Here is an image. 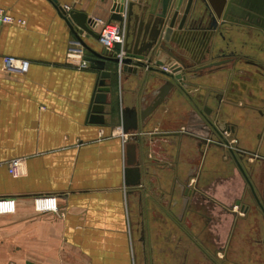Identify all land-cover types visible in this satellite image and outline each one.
Masks as SVG:
<instances>
[{"label":"crops","instance_id":"0c3cea01","mask_svg":"<svg viewBox=\"0 0 264 264\" xmlns=\"http://www.w3.org/2000/svg\"><path fill=\"white\" fill-rule=\"evenodd\" d=\"M149 1L136 3L133 13ZM114 4L0 0V10L12 18L0 24V200L16 203L15 214L3 216L1 228L3 234H20L9 237L6 252L42 256L35 264H243L227 253L231 234L220 262L219 241L212 235L217 237L219 211L231 223L239 220L236 209L249 213L248 183L191 105H205L210 96L215 123L264 206V103L257 102L264 101V77L240 66L191 80L189 98L172 92L144 127L124 135L122 109L147 106L144 99L153 98L164 77L121 74L118 67L107 81L104 124L90 123L98 73L80 66L87 53L56 7L75 5L102 24ZM188 20V35L171 47L177 62L192 68L230 37L203 0L193 4ZM86 44L102 48L92 39ZM7 56L28 61V72L6 73L2 59ZM237 79L247 87L236 86ZM15 159L23 160L22 177L8 171ZM136 169L141 184L132 187ZM39 197L56 198L57 211L36 213L33 200Z\"/></svg>","mask_w":264,"mask_h":264},{"label":"water","instance_id":"95a60500","mask_svg":"<svg viewBox=\"0 0 264 264\" xmlns=\"http://www.w3.org/2000/svg\"><path fill=\"white\" fill-rule=\"evenodd\" d=\"M198 0H151L144 7H139L140 13L134 14L133 8L136 4L122 5V1L115 0L111 8V14L107 22H117L124 26V57L118 58L117 53L108 52L101 48L94 50L90 48L86 41L92 39L99 40L97 30L100 24L97 20L88 16L83 11L76 10L75 5L68 10L56 7L58 16L63 20L69 33L76 42L86 51L87 56L84 61L91 70L98 73L96 93L90 107L89 122L93 124H104V111L108 107L107 95L111 92L110 81L119 67V73H127L138 77L142 73L156 74L164 79L161 80L153 92L152 101L145 107L136 109H122L121 130L124 135L136 133L156 109L163 104L171 90L176 87L172 81L181 82V69L186 70V66L178 67L177 58L171 45L179 43L185 35L189 14L193 4ZM220 20V15L239 13H250L254 16L264 17V0H203ZM138 7V6H137ZM225 17V16H224ZM224 21V19H222ZM223 24V23H221ZM215 24V29H217ZM211 35V33H208ZM166 68L167 71L163 70ZM146 80V79H145ZM145 82V81H144ZM143 101V99H142ZM144 102V101H143ZM214 134L218 137L217 146L227 148L228 154L235 162L237 168L248 183L250 193L264 217V206L260 203L251 183L249 182L243 167L235 157V153L230 149L228 142L223 138L222 131L214 126H210ZM132 140H137V136H130ZM127 172V171H126ZM141 175L138 169L134 170V179L131 186L136 187L141 184ZM186 196L191 192L187 190Z\"/></svg>","mask_w":264,"mask_h":264},{"label":"flooded vegetation","instance_id":"af4514ba","mask_svg":"<svg viewBox=\"0 0 264 264\" xmlns=\"http://www.w3.org/2000/svg\"><path fill=\"white\" fill-rule=\"evenodd\" d=\"M140 1L141 0L138 2ZM222 19H224V21ZM220 22L223 23L222 26L227 28L228 35L234 40V42H230L229 38L228 41L225 42V46L222 49L216 50L215 48L212 56L208 57V59L197 63L192 68L187 67L186 70L181 69V82L177 83L172 81L176 84V87L171 90L167 98L172 92L176 91L182 92L187 98H189L187 95V89L190 86L189 83L191 80L204 78L208 75L215 74L218 71L225 70V68L232 71L243 66L247 69H252V72L258 76L264 77V17L254 16L250 13L243 14L234 12V14L229 15H224L222 13L220 15ZM178 67L181 68L182 65L178 63ZM164 80L169 79L165 78ZM152 99L149 97L145 98L143 103L149 104ZM216 99L220 100L221 97L216 96ZM205 100V105L203 104L200 106L196 103H192L191 106L197 117V121L203 126L209 128L213 137L215 136L218 138L210 128V126L218 128V124L215 123L216 115L213 113L212 107L208 105V101L211 100L210 96H205ZM235 157L240 163L237 155H235ZM246 177L248 178L247 175Z\"/></svg>","mask_w":264,"mask_h":264},{"label":"rangeland","instance_id":"374dc122","mask_svg":"<svg viewBox=\"0 0 264 264\" xmlns=\"http://www.w3.org/2000/svg\"><path fill=\"white\" fill-rule=\"evenodd\" d=\"M252 71V69H246ZM235 81L236 86L247 87L248 84H245L244 80L241 81L237 79ZM264 84V83H263ZM236 93L238 91L234 89ZM241 95H235L234 97H240ZM257 99H253L256 101ZM261 100V101H260ZM261 104L264 103L262 99H258L257 102ZM13 161V160H12ZM11 162V161H10ZM9 162V163H10ZM8 163V165H9ZM240 186V185H239ZM248 189L244 191V200L246 204L250 205L249 213L241 215L240 208L236 209V215L238 214L239 220H234V223L230 222V218L224 215L219 211L218 217L214 221V231L216 235H212L213 238H217L219 241V260L224 258L225 254L222 252V247L225 245L224 240L227 234H231V243L227 249V253L231 260L239 261L243 264H248L249 261H258L257 264H264V217L260 212L259 208L252 202ZM35 200H33V208L36 213H45L39 212L35 207ZM15 201V200H14ZM16 212V203L15 211L12 214H3L0 213V264H35L36 260L41 261L42 256L35 255H14L10 252H6V241L9 240L10 236L17 237L20 234H3L1 226L3 225L2 217L3 216H12ZM245 217V218H244ZM243 219V220H242ZM210 235V234H209ZM8 236V237H7ZM224 248V249H225Z\"/></svg>","mask_w":264,"mask_h":264},{"label":"built area","instance_id":"2783aa9c","mask_svg":"<svg viewBox=\"0 0 264 264\" xmlns=\"http://www.w3.org/2000/svg\"><path fill=\"white\" fill-rule=\"evenodd\" d=\"M122 5L126 7L128 4H135L139 0H120ZM12 18L5 12L0 10V24H10ZM99 44L108 52L117 53L118 58L124 57V26L117 22H109L100 24ZM3 70L8 74L25 75L29 69V62L13 57H4L2 59ZM82 68L87 67V63L83 60ZM163 70L167 71L166 68ZM8 171L13 177H22L25 174L23 160L15 159L8 165ZM35 207L39 212H56L57 203L54 197H39L35 200ZM15 211V201L13 199L0 200V213L12 214Z\"/></svg>","mask_w":264,"mask_h":264}]
</instances>
